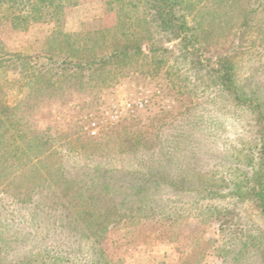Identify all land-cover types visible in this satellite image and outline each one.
<instances>
[{
  "label": "rangeland",
  "instance_id": "rangeland-1",
  "mask_svg": "<svg viewBox=\"0 0 264 264\" xmlns=\"http://www.w3.org/2000/svg\"><path fill=\"white\" fill-rule=\"evenodd\" d=\"M122 1L74 0L25 30L0 24V98L47 149L0 163V264L69 245L91 260L80 232L97 223L108 264H264V213L235 191L256 169L255 116L211 71L227 59L264 105V0H182L194 52L158 27L150 3L132 13L139 0ZM133 45L140 55L100 68L50 60L84 64ZM205 205L224 219L201 215Z\"/></svg>",
  "mask_w": 264,
  "mask_h": 264
},
{
  "label": "trees",
  "instance_id": "trees-1",
  "mask_svg": "<svg viewBox=\"0 0 264 264\" xmlns=\"http://www.w3.org/2000/svg\"><path fill=\"white\" fill-rule=\"evenodd\" d=\"M73 1L74 0H0V24L10 23L15 30H25L28 28V25L31 24L32 20L40 22L42 17L46 15L45 13L49 12L51 9H54L57 15L64 4L69 5L73 3ZM120 1L124 3V1ZM149 3V8L153 10V19L159 23L158 27L164 32L171 33L173 38L180 40L184 50L194 52L192 49L195 45L192 37L189 36L191 29L188 26L186 15L183 12L184 4L182 0H139V3L132 5L130 10L125 9L123 7L124 5L121 9L131 11L132 13H138L140 4L147 6ZM252 14L253 12L250 11L244 15L241 30L250 25V17ZM130 19H132V17ZM123 21L122 18H119V26L124 23ZM113 31L114 30H109L106 32H108V34H115V31ZM118 34L121 33L117 32V35ZM141 53V46L133 45L126 48L117 47L111 54L103 55L99 59L90 60L84 64L80 61L76 63L67 60L58 61L54 56H51L50 60L54 64L60 63L66 66H74L75 68H79V70H87L89 68L93 69L108 66L115 61L135 57ZM211 71L216 76L214 78L216 85L235 101L236 106L251 111L255 116L256 132L260 140V150L257 156L256 169L252 172L251 176L247 178L248 182H246L245 190L241 192V188L236 186L235 191L236 195L240 197L244 196V198L251 200L256 207L264 213V105L258 99L246 94L237 85L236 80L234 81V65L227 59L222 58L213 62L211 64ZM19 74H21L23 78H30V81L33 79V81H39V76H41V73L36 76L23 69ZM15 111L16 107H12L0 98V163H10V160L13 159L19 162L22 158L37 160L46 152L45 150H47L43 149L45 144L36 134H33V136L29 134L31 140L28 138L26 135L27 132L25 133V131H23V123L21 124V120H16L13 115ZM23 154L25 156H23ZM208 193H210V191H208ZM31 201L32 200L29 202V200L24 199L22 202L28 204L31 203ZM143 205L148 206L153 213L156 212V208L149 206L147 202ZM203 208L204 209H200L199 211L201 215L202 213H216L214 215L223 217V214L218 212L213 206L205 205ZM162 217L171 219L174 216L169 213H164ZM95 221H97V219H95L94 222ZM218 221H222L220 224L221 226L227 224L223 220L218 219ZM77 222L80 223L78 220ZM94 225L96 226L95 228L91 229L89 227L86 229L84 227L80 232V237L83 240H87L90 246V250L88 251L90 256L88 257L91 258V260H81V247L79 246V249H76V247H70L74 245H69L67 250L63 249L62 246H56L55 249H53L55 250L54 255H50L48 252L50 250L46 249L45 253L47 256H43L45 254L40 252L36 254L35 258L31 257L27 264H48V262L45 261L46 257L47 259L50 258V260H53V264H108L103 251L97 247L98 240L95 239L99 237V224L97 223ZM40 256H43L45 259L40 261L43 258L39 259Z\"/></svg>",
  "mask_w": 264,
  "mask_h": 264
},
{
  "label": "built area",
  "instance_id": "built-area-1",
  "mask_svg": "<svg viewBox=\"0 0 264 264\" xmlns=\"http://www.w3.org/2000/svg\"><path fill=\"white\" fill-rule=\"evenodd\" d=\"M140 105L143 106L142 103ZM91 133H92V135H96V131H92Z\"/></svg>",
  "mask_w": 264,
  "mask_h": 264
}]
</instances>
